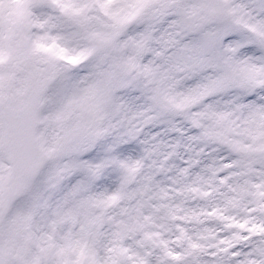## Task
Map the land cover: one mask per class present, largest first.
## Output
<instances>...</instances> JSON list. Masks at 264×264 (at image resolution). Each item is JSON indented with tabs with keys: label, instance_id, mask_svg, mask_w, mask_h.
<instances>
[{
	"label": "snow or ice",
	"instance_id": "obj_1",
	"mask_svg": "<svg viewBox=\"0 0 264 264\" xmlns=\"http://www.w3.org/2000/svg\"><path fill=\"white\" fill-rule=\"evenodd\" d=\"M20 15L52 50L53 109L87 102L96 120L20 202L43 251L20 258L0 233V264H264V0Z\"/></svg>",
	"mask_w": 264,
	"mask_h": 264
},
{
	"label": "rangeland",
	"instance_id": "obj_2",
	"mask_svg": "<svg viewBox=\"0 0 264 264\" xmlns=\"http://www.w3.org/2000/svg\"><path fill=\"white\" fill-rule=\"evenodd\" d=\"M31 3L32 0H0V99L15 94L22 103L34 85L46 86L36 125L39 173L25 183L21 196L0 221V233L10 250L20 258L43 251L44 240L40 227L34 222L35 209L25 210L19 206L20 202L48 166L64 156L69 146L96 120V106L87 102L73 101L61 111L53 109L49 97L58 83V75L51 67L40 69L45 63L40 57L51 54L52 50L38 46L28 35L25 18L20 15ZM2 137L0 125V211L10 171ZM47 240L50 242L52 238ZM50 247L55 249L56 245L50 244ZM59 251L62 254L64 250Z\"/></svg>",
	"mask_w": 264,
	"mask_h": 264
},
{
	"label": "water",
	"instance_id": "obj_3",
	"mask_svg": "<svg viewBox=\"0 0 264 264\" xmlns=\"http://www.w3.org/2000/svg\"><path fill=\"white\" fill-rule=\"evenodd\" d=\"M44 91L45 87L35 86L21 105L16 104L15 95L0 100L3 147L11 167L0 219L19 197L25 180L34 177L38 171L35 126Z\"/></svg>",
	"mask_w": 264,
	"mask_h": 264
}]
</instances>
